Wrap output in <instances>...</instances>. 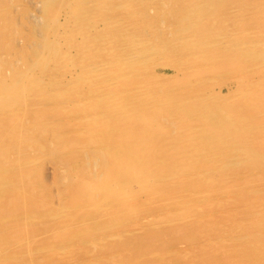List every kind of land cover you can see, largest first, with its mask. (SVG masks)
<instances>
[{"label": "rangeland", "instance_id": "rangeland-1", "mask_svg": "<svg viewBox=\"0 0 264 264\" xmlns=\"http://www.w3.org/2000/svg\"><path fill=\"white\" fill-rule=\"evenodd\" d=\"M45 1L0 0V29L2 30H0V72L6 75L4 77L0 75V82L2 84H0V87L4 88L5 85L15 87L17 83V85H21L29 79V76L32 77L38 72L41 74L42 71L40 70H50L44 68L46 65L49 66L52 56L50 46L53 47L55 44H59L64 51L69 50L65 44V39L61 35L63 31L68 30L70 24L73 22L76 24L79 23L78 19L74 18L77 21H73L71 17L83 10L85 5L89 6L86 3H90V5L92 4V8L89 6V11L83 17V22L95 23V26L93 25L94 28L93 26L90 27L89 32L97 30L104 35V30L107 28L111 18H113V22L117 24L115 26L120 30L118 31L119 40L124 42V37H127L130 41L134 40L136 43L135 48L140 52H147L149 50L148 48L152 47V43L156 38L161 41L160 43L164 42L163 46L165 51L158 55L156 54L149 64L150 66L152 65L147 72V82L149 84L146 81H138L139 83L133 82L135 84L120 87L119 91L112 92L120 101L116 102L119 106L133 100L130 102L132 107H129V110H134L133 115L126 126L129 128L133 127L134 122H137L139 124L143 123L147 127H150L149 129L155 130L158 127V129H164L158 123L162 125L164 123L172 125H178L179 123L186 125V123H191L192 128L180 129V132H184L193 130L194 126L204 124L215 125L214 129L210 128L206 132L203 128H195L201 132L198 138H203V141L206 143L201 144L200 151L195 152L200 159L177 160L176 162L170 160L163 161L169 164V176L167 175L166 177V183L173 187L172 191L170 190L161 196L160 193L152 192L146 194V190L145 192L144 189H138L134 196L123 201L124 206H127L126 208L124 207L121 210L119 209L113 212L112 222L110 224H107L105 227H99L104 229L103 231H119L128 237L134 238V241L130 240L131 242L127 238V242L118 244L116 248L112 247L108 251H105L107 252L105 253V257H108L113 250V254H120V256H124L123 258L127 257L132 260H137V264H144L147 261L149 264H264V151L259 152L260 154L257 155L254 154L256 158L246 155L248 158L243 156L246 158L244 160L241 154H239L240 157L238 159L229 160L228 154L237 151V141L230 142L228 136H225V129L231 128V130H236L239 127L244 129L243 126L247 125L248 129L252 128L249 130L250 134L257 133L260 135L257 138L262 137L261 133H264V126H262L264 125V99L259 101L258 87L256 85L254 87L252 83L259 86L261 81L264 80V61H261L251 54L249 58L244 59L240 54L238 59L236 58L229 63L227 62L228 56L225 55V52L217 50L235 43L236 40L240 43L239 45L242 44L241 46H244L245 39H248L251 44L259 39L264 40V0H241L237 3L220 1L218 5L215 3L214 6L220 12L221 21L219 22L216 21V14L209 16V13L206 14L202 13V11H196L195 8L201 10L205 7L204 3H202L203 0H107L108 6L106 4L102 5L100 3L102 0H52L54 4L47 8L44 5L45 3L47 4V1ZM99 3L101 4L100 6ZM7 9L8 11L4 12ZM105 17L111 18L107 19ZM161 18L163 21L160 20ZM210 20L213 23H209ZM75 23H73L74 28H76ZM208 24L216 26L215 29L211 31L205 30V25ZM77 25L79 28V24ZM197 34H205V36H203L202 40H194V36ZM106 35H111L109 29ZM86 37L87 35L77 34L75 40H73L76 46L83 45L82 49L84 50L80 49L81 51H89L94 48L93 45L84 41ZM167 39L168 41H166ZM138 43L139 45H137ZM104 44L105 46H110L108 42ZM200 48H206L207 50L199 51ZM70 50L75 56L70 63H65L63 66L60 65L58 67L59 70L63 69V71L57 77V80L61 81L57 87L72 89L71 96L75 99L80 93L88 96L78 101H73L71 106L75 109L72 108L70 114L75 113L82 116L96 115L99 109L93 99H96L98 95L93 92L96 89L98 90L97 85L101 81L103 83L109 82L107 80L108 76L102 74L100 76V82L98 79H93L94 71L92 72V70L90 71L86 67L78 66L86 62V60L78 58L75 48H71ZM40 55L43 56L40 58ZM121 58V61H123L124 56H121ZM212 61L216 62L217 65L214 62L212 63ZM219 61L222 62L219 64ZM170 64L177 65L182 72L180 71L178 73L176 69L170 67ZM213 64L215 66H212ZM228 65L232 66L228 67ZM24 67L27 69L25 72L24 70L26 69ZM106 67L109 70V68H114L115 65L107 64ZM152 67H155V73ZM12 68L17 69V73L15 74L17 77L14 75L15 79L13 75L10 76ZM198 69L204 70L196 75L186 76L188 71H197ZM69 70L71 71L69 72ZM21 73L25 75L23 77L22 75L19 76ZM230 73H232V76H230ZM43 78L46 79L45 77ZM246 87L247 89H245ZM230 88L233 90L231 93ZM114 89L110 91L117 90ZM191 91H195L196 95L188 96L185 93ZM47 92L49 93L50 90ZM47 92L46 94L43 91L39 92L40 95L37 97L39 99L33 94L31 98H36L35 100L38 102L34 101L31 104L37 106L38 115L45 122L49 123V127L44 134L48 148L44 143L45 152L41 153L38 145L42 141V136L37 135L33 139L37 144L33 149H18L17 146L14 153L18 152V155L31 153L37 156V158L39 157V161L35 165L41 167L40 176L46 183L51 185L54 202H56L55 205H59L64 200L63 195L66 196L68 193V181H70L74 173L63 162L64 150L53 139L61 138L67 132L75 139L92 138V133L89 136L82 133L92 130L89 127L83 128L86 123V116L80 118L83 119L81 122H77V118L62 119L61 117L66 116L65 114H69V112H64V108L60 109L59 107L65 105L60 102L64 99L56 101L54 97L48 96L49 94ZM218 92H221V95H218ZM218 96L221 97L219 98ZM137 101L142 102L143 104H141L147 106L149 109H142L144 107L142 105L140 106L139 103L136 104ZM78 103H85L86 106L78 111V108L76 109L74 106L78 105ZM25 104L27 105V103ZM191 105L193 107L189 108ZM48 106L52 107L49 108ZM257 106L262 107L256 108ZM0 107H2L1 104ZM9 107H13L11 109L12 111L9 110ZM9 107L7 108V104H5L3 108H0V117L2 115H8V113L12 116L16 114V111H18L17 107ZM21 108L23 110L22 105ZM24 109L27 110L28 106L25 107L24 105ZM140 109H142V113ZM31 110L33 116L29 113L31 118L28 119L25 113L26 120L24 118L23 120H15L17 124L20 121L26 124H28V121L31 123L35 119L34 115L36 111L34 109ZM147 111L149 112L148 115L146 114ZM247 111L248 113H246ZM200 114H206L207 118L205 120H198L196 116ZM134 115H140V117L137 119ZM216 120L217 122H215ZM256 121L258 122L256 123ZM260 122L263 123L261 124ZM190 125L188 124L187 126ZM254 126L257 127L255 128ZM172 130L173 132H179L177 129L172 128ZM137 131V136L144 140L146 139L147 132L152 130L138 126ZM156 132H161L157 135L167 138L165 139L166 141H170L175 135H178L172 133V131L171 134L165 135V130H157ZM182 135L183 137L189 136ZM208 135H211V137ZM144 143L146 142L139 143V146L143 147ZM165 143L167 142H163V144ZM109 144L105 146H113V143ZM79 146L83 147V145ZM226 146H229V149ZM137 153L142 154L143 150H137ZM214 160H217V163ZM178 163H180V166H178ZM187 163H192V165ZM237 163L238 165L236 166ZM182 164H184V167L181 166ZM198 169L204 170L208 176L211 174L213 176L212 179L216 180V183L212 186L199 187L198 190L194 189V187L190 188L189 186L188 189H184L186 185L183 187V190L174 187L176 184H180L176 183L178 182L176 181L177 179L181 180L185 178V175L183 177L181 175L183 171L190 170L194 172ZM170 176L172 177L169 179ZM181 191L190 192L194 196L201 194V199L194 200L193 202L190 201L189 204L183 205L182 207L170 204L168 206L172 207L170 210H162L164 208L162 207L161 200L164 199L166 201L170 199L176 202L177 194H179L177 192ZM145 200H148V203ZM186 200L189 199L187 198ZM168 213L170 214V218L165 217L169 215ZM171 213L176 214V216L178 215V219L173 218ZM153 232L155 234L157 233V235L149 239L143 237L145 234ZM44 235L39 234L38 238L44 237ZM135 243L137 245L133 246ZM82 245L81 247L83 248L88 247V245ZM74 248L75 246L71 250H74ZM33 255L37 259H42L40 256L41 253L38 250H35ZM82 259L84 258L80 256L70 260L67 264H72L73 262H78L79 264V261L80 263L89 261ZM99 259L100 257L96 260L99 261ZM92 260L94 259L91 258L90 261Z\"/></svg>", "mask_w": 264, "mask_h": 264}, {"label": "bare ground", "instance_id": "bare-ground-1", "mask_svg": "<svg viewBox=\"0 0 264 264\" xmlns=\"http://www.w3.org/2000/svg\"><path fill=\"white\" fill-rule=\"evenodd\" d=\"M46 1H47V4L46 3L44 4L45 8L51 7V5L54 4L52 0H46ZM106 1L107 0H102L100 3L102 5L106 4V6H108V3ZM220 1H226L227 3L228 2L237 3V2H240L241 0H203L202 3H204L205 7L201 10H197V8L195 9L197 12L202 11V13H206V14L209 13V16L216 14L217 15L216 21L219 22L221 21L220 15H219L220 12L218 11L217 7H215L214 5L215 3H217V5L220 4ZM94 3H97V2H94ZM100 3H99V6L101 5ZM86 4H88L92 8V4L91 5L90 3H86ZM89 6L85 5V8L84 9L82 8L83 10H81L79 13L71 17L73 21H77L75 19L79 20L78 21L79 23H77L79 24V28H78V25L75 22H73L75 23L76 28L73 27V23L70 25L68 24L69 25L68 30L67 31L65 30V32L63 31V34L61 35V37L65 39L66 41L65 44L67 45L69 50L64 51L62 47L59 46V44H55L53 47L50 46V48L52 49V56L49 62V66L46 65L44 67L50 70L46 71L42 69L40 70L42 71L41 74H39L37 70L38 73L34 74V76L32 77L29 76V79L21 85H17L18 84L17 83L16 86L14 85L15 87H13L12 85L11 87L10 86L8 87L6 85L4 86V88L0 87V104L2 106L0 108H3V106L7 104V108L9 106H16L18 110L16 111V114L13 116L8 113V115H5V116L2 115L0 117V264H67L70 260L80 257V256H82V258H84L85 260H89V261L86 263H80L79 261V264H137V260H132L127 257L123 258L124 256H120V254L115 255L112 253L113 250L111 252L109 251L111 254L108 257H105V253H107L105 251H108L112 247L116 248V245L118 244H123L127 242V238H128V241L130 240L134 241L133 240L134 238L128 237L119 231L117 232L103 231L104 229H101L99 227H102V226L105 227L107 226V224H110V222H112L111 218L113 216V212L119 209L121 210V208H124V207L126 208L127 206H124L123 201L134 196L135 193L138 191V189H144V191L146 190L147 191V192L145 191L146 194H149L152 192L160 193L161 196L165 195L170 190L172 191L173 187L166 183V177L167 175L169 176V164L163 161L170 160V161L176 162L177 160L183 161V160H189V159H193V160L200 159L198 155L195 154V152L200 151L201 149L200 145L206 144V143L203 141V138H198V135H200L201 132H199V130H196L195 128L197 129L203 128L205 132L209 131L210 128L211 129L215 128L214 124H204V125H200L196 127L194 126L193 130L191 129L189 131L180 132L181 131L180 129L182 128L183 129L192 128L190 125L191 123H186V122H185L186 125L183 122H182L183 125L181 123H179L178 125L175 123H174L175 125H172L169 123H164L162 125L158 123L164 129H158L159 128L158 127L155 130L149 129L150 127H147L145 124L143 123L139 124L137 122H134L133 127L129 128L128 126H126L128 121H130L129 119H131L133 115L134 110H129V107L130 106L132 107L130 102L133 100L131 101L129 100L130 102L127 101L128 103H125L119 106V104L116 103L119 100L118 98H116L115 94L113 95L112 92H117L119 91L120 87L131 86L132 84H135L138 81L147 82V72L152 66V65L150 66L149 64L152 62V59L154 58L156 54L158 55L165 51V48L163 46L164 42L160 43L161 41H159V39L156 38L155 41L152 43V47H149L148 48L149 50L147 52H140L137 50V48H135L136 43L134 40L130 41L128 40L127 37L126 38L124 37L123 39L124 42H122V40H119L118 31L120 30L119 28L115 26L117 24L113 22L112 20L113 18L111 17H105L107 19L111 18V20L107 28L104 30L105 32L104 35L98 32L97 30L89 32L90 27H92L93 25L95 26V23L93 22H88V23H86V21L83 22V17L87 14V11H89L90 9ZM8 9L5 10L4 12L8 11ZM160 20L163 21L162 18ZM209 23H213V22L210 20ZM215 27L216 26L212 24H208V25H205V28H206L205 30L211 31L215 29ZM108 29L111 32V35L109 36L106 35ZM75 34L76 35L77 34L87 35L84 41L93 45L94 48H92V50H89V51L88 50L81 51L80 49H82L83 45L81 44V45L76 46L75 41H73L75 40V37H76ZM203 36H205V34H197L196 36H194V40H199V39L202 40ZM162 41H165V40H162ZM166 41H168V39ZM107 42L110 46H105L104 43H107ZM236 42L226 45V47H222V49L221 48L217 49V50H222L223 52H225V55L228 56L227 62L230 63L232 60L236 58L238 59L240 54L244 59L249 58L251 54L252 56L257 57L261 61H264V40L263 39L262 40L259 39L255 41L253 44H251L248 39H245L244 46H241L242 44L239 45L240 43L238 42L236 43ZM260 43L261 45H259ZM137 45H139V43ZM71 48H75L77 50L78 55L77 54L76 55L78 56L79 59L86 60V62L78 66L83 67V68L86 67L88 70L90 71L92 70V72L94 71L93 79H98L99 81L100 76L102 74H106L108 76L107 80H109V82L103 83L102 81L101 82L99 81L100 84L97 85L98 90L96 89L93 92V93H97L96 95H98L96 99H93L95 100L97 104L96 106L99 109V111H97L98 114L96 115L94 114L88 115V116L85 115L86 116L85 117L80 114H75V113L70 114V112L72 111L71 109L74 108L73 106H71L72 105L71 103L73 101H78L88 96L87 95L84 96L85 94L80 93L81 95L79 94L78 97H76L75 99L71 96V93L73 91L72 89H64L65 87L63 88L57 87L58 84L61 83L60 80H57V77L61 75L60 72L63 71V69L59 70L58 67L60 65L63 66L65 63L66 64L70 63L72 58L75 56L72 54L70 50ZM201 50L206 51L207 49L200 48L199 51ZM42 56L40 55V58ZM121 56H124L123 61H121L122 59ZM47 57H48V54H47ZM213 62L214 61H212V63ZM220 62L222 61H219V64ZM107 64L115 65V67L109 68L110 70L109 71L106 67ZM182 66L184 65L182 64ZM212 66H215V65L213 64ZM230 66L228 65V67ZM170 67H173L174 69H176L178 73L181 71L180 67H178L177 65L170 64ZM154 68H153V72H154ZM24 69L26 68L24 67ZM245 69H248V68H245ZM203 70L204 69H198L197 71L190 70L186 73V76L190 77L192 75H196L202 72ZM25 71H27V69L24 70V72ZM45 71L46 73L43 74V72ZM70 71L71 70H69V72ZM10 72H11L10 76L13 75V78H14V75L17 73V69L12 68ZM230 74H231L230 76H232V73ZM0 75L1 76L3 75L2 72H0ZM21 75L22 73L19 76ZM24 75H22V77ZM227 75L229 74L227 73ZM43 77H45L46 79H44ZM147 83L149 84V82ZM252 84L254 85V87L255 85L258 87L256 88L258 91L259 101H261V99H264V80L261 81L259 86L254 83ZM116 87H119V88H116ZM114 88L117 90L110 91ZM245 89H247V87ZM49 90L50 92L48 93L47 91ZM42 91L45 92V94L47 92L49 94L48 96L50 97L52 96V98L54 97L56 101L64 99L60 102L64 103L65 105L59 106V107L60 109L64 108V112L65 113L69 112V114H65L66 116L61 117L62 119L64 118H69V119L75 118L76 119L77 118L78 120L77 122H81L83 119H80V118L85 117L86 123L83 128L89 127L92 130L90 132L88 131L82 132L86 136H89L92 133V136H91L92 138L87 137V138L75 139L73 138V136H71L70 133L67 132L63 136H61V138L53 139L55 142H58V146L60 145L61 149L64 150L63 162L67 165V167L69 166L71 169V172L74 173V175H72L73 177L71 176L70 181H68V184H69V186H67L68 193L66 196L63 195L64 200L62 203L60 204L58 203L59 205H55L56 202H54L51 185L46 183L40 176L41 167L38 165H35L36 162L39 161V157L37 158V156H34L31 153L29 154L24 153L20 155H18V152L14 153L17 146H18V149L20 148L33 149L37 145L33 141L34 137L37 135L42 136L41 137L42 141H40L38 145V147L41 149V153L45 152L44 143L46 144V147L48 148V143L45 139L46 136H44V134L49 127V123L45 122L42 119V117L38 115L37 106L34 104H31L34 101H37L35 99L39 97L40 95L39 92H42ZM232 91H233L232 88H230V93ZM185 93H187L188 96L196 95L195 91L185 92ZM220 93L221 92H218L217 94L221 95ZM33 94L36 96V98L34 99L31 98L33 97ZM169 101H172V100H169ZM25 103H27V105ZM137 103H139L140 106L143 104L142 102L141 104L140 101H137L136 104ZM20 104L23 106V110H21L22 108ZM24 105L25 107L28 106L27 110L24 109ZM74 106L76 107V109L78 108V111H79L86 105L85 103H78V105H74ZM142 107H144L142 109H149L145 105L144 106L142 105ZM192 107L193 105H191L189 108H192ZM261 107L262 106L260 107L257 106L256 108H261ZM9 108H10L9 110L13 109V107H9ZM31 109L36 110L35 115H34L36 119V120L34 119L35 122L34 120L31 123L28 121V124H26V123H21L20 121L17 124V121L20 119L23 120L24 118L26 120V115H27V118L30 119L31 117L29 116V113L33 116V112ZM142 109H140L141 113H142ZM20 113L23 116H21ZM137 113H138V109H137ZM246 113H248V111ZM146 114L148 115L149 112L147 111ZM249 114H252V113H249ZM150 116L152 117L151 114ZM135 117H137L138 119L140 115L139 116L137 115ZM196 118L198 120H205V118H207V115L200 114L196 116ZM131 121L133 122V120ZM215 122H217V120ZM257 122L258 121H256V123ZM188 124L190 126H187ZM138 126H140L141 128L146 127V129L152 130L150 132L149 131L147 132L146 139L142 140V138L137 136ZM243 127L244 129H241L240 127L237 128L236 130L235 129L231 130V128L225 129L226 131L225 136H228L230 142L237 141V144H236L237 151L228 154L229 160L238 159L240 157L239 154H241L242 159L244 160L246 159L244 157H247V156L256 158L254 154L257 155V154H260L259 152L264 151V136H263L264 133L262 134L261 132H259L261 133L262 137L257 138L259 134L257 133L250 134L249 130H251L252 128L248 129L247 125ZM172 128L175 130L177 129L179 132L178 133L173 132ZM157 130H165L166 131L165 135L171 134V131L172 133L178 134V135H175V137L171 139L170 141L169 140L166 141L165 139L167 138L157 135L161 133V132L157 133L156 132ZM182 134L189 135V136L183 137ZM208 136L211 137V135H208ZM255 138L257 139L255 140ZM144 141L146 143H144L143 147L139 146V143H142ZM163 142H167V143L163 144ZM109 143H113V146H109L110 145ZM106 144H109V145L105 146ZM79 145H83V147H80ZM137 150H143V153L138 154ZM17 155L18 157H16ZM40 158H42V156H40ZM205 158H208V157H205ZM243 163L245 162L243 161ZM187 164L192 165V163H187ZM237 165L238 163L236 164V166ZM178 166H180V163H178ZM181 166L184 167V164H182ZM189 171H183L181 173L182 177L183 175H185L184 177L187 180L185 178L181 180L175 179L176 181H178L176 183H180V184H176V186L174 187L181 188L183 190V187L186 185L184 189H188L189 187L190 188L194 187V189L198 190L199 187L212 186L214 183H216L215 182L216 180L212 179L213 176L211 174L210 176H208L204 170L198 169V170H195L194 172L192 171L189 172ZM171 177L172 176H170L169 179ZM177 193L179 194H177L176 202H174L175 200L172 201L170 199H167L166 201L164 199L161 200L162 207L164 208L162 210H170V208H172V207H168L170 206V204L182 207L183 205L189 204L190 201L193 202L194 200L201 199L200 197L201 194L198 195L199 196L198 197V196H194L190 194V192L187 193L186 191H181ZM187 198L189 200H186ZM147 201L146 203H148ZM169 216L170 214L165 217L170 218ZM171 216H173V218L175 217V219H178V215L176 216V214L174 215L171 213ZM39 234H45V235L44 237L38 238ZM88 235L89 236L92 235V236L89 237ZM156 235L157 233L155 234L153 232V233H147L143 237H145L146 239H149ZM239 239H241V237H239ZM82 244L88 245V247L83 248L81 247ZM135 245H137V243L133 244V246ZM73 246H75L76 249L74 248V250H71ZM138 246L140 245L138 244ZM35 250H38L41 253L40 256L42 257V259L40 258L37 259L36 256L33 255ZM98 257H100L99 261L96 260L98 259ZM91 258L94 260L90 261ZM72 264H78V262H73ZM144 264H149V262L147 261Z\"/></svg>", "mask_w": 264, "mask_h": 264}]
</instances>
